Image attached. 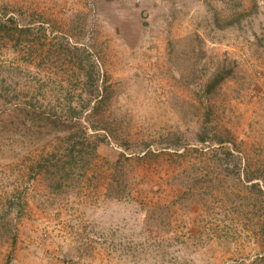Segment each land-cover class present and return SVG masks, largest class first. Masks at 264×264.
Here are the masks:
<instances>
[{
  "label": "rangeland",
  "instance_id": "rangeland-1",
  "mask_svg": "<svg viewBox=\"0 0 264 264\" xmlns=\"http://www.w3.org/2000/svg\"><path fill=\"white\" fill-rule=\"evenodd\" d=\"M89 77L71 157L25 100ZM257 182L264 0H0V264H264Z\"/></svg>",
  "mask_w": 264,
  "mask_h": 264
},
{
  "label": "trees",
  "instance_id": "trees-1",
  "mask_svg": "<svg viewBox=\"0 0 264 264\" xmlns=\"http://www.w3.org/2000/svg\"><path fill=\"white\" fill-rule=\"evenodd\" d=\"M76 48L78 47H75V49ZM228 73L220 72L218 75H216L215 78H213L209 82L207 90L210 92V90L216 88L218 84H220L221 81H223V79L228 75ZM89 78L92 79V81L86 80L85 83L89 84V82H91V96H85L83 93H77L75 91V84H73L72 87H66L64 83H58L57 80V82L55 83V90L59 95L63 94L64 92V96L61 95V97H63L62 103L58 104L57 106H53V112L49 115L46 114V111L42 106L43 104H41V102L39 101H35V98L41 96V94L38 93L37 96L30 95V93H28L27 95H29L30 97H27V100H25L26 104L24 106V109L35 110L37 113H39V115L42 116L51 125V127L53 128L52 133H54V135H58L60 138L64 139L65 135H59L60 133L66 130L72 132L69 136V138L72 140V144L69 146V148H67L69 151L68 155L71 157L81 156L83 153V148L87 146L84 141V139H86L87 137V131L82 118L87 115L86 113L89 111V109H91L92 105L93 108L90 112H92V114L98 113L99 110L103 108V104L108 101L107 96L96 95L95 90H92V87L99 89V87H97L98 84L93 80L92 77ZM46 84H49V81H44L42 85L47 86ZM60 101L61 98L59 99V103ZM95 125H98V128L101 127L100 122ZM82 133L84 134L83 137ZM202 138L203 140H205L204 137ZM89 143L94 147L97 145H93V141H91L90 139ZM55 153L56 152H54L53 154L56 156L57 154ZM252 186L254 188H257L259 192L263 193L264 188L262 183L257 182Z\"/></svg>",
  "mask_w": 264,
  "mask_h": 264
}]
</instances>
